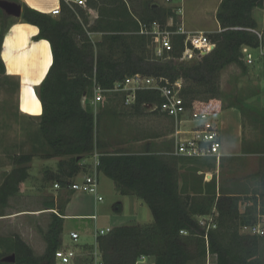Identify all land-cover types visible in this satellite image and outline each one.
Returning <instances> with one entry per match:
<instances>
[{
	"label": "trees",
	"instance_id": "16d2710c",
	"mask_svg": "<svg viewBox=\"0 0 264 264\" xmlns=\"http://www.w3.org/2000/svg\"><path fill=\"white\" fill-rule=\"evenodd\" d=\"M155 0H86L85 6L59 0V16L41 12L21 4L19 20L38 28L34 40L49 42L52 62L45 77L34 88L42 111L39 115L23 116L38 119L42 159L59 157L56 172L45 171V180L64 187L69 178L85 170L82 159L98 153L97 172L111 179L120 195H135L149 208L152 221L115 226L97 238L103 264H135L140 256L154 258L156 264H203L205 258V229L196 217L210 214L215 208L216 227L207 231L209 249L217 254V264H264L262 245L264 235L245 236L241 227L255 222L256 201L264 207V174L252 192L223 191L217 195L214 180L204 189L187 192L186 184L179 188L178 172L171 157L146 151L130 153L121 149L109 151L102 141L98 127L103 113H94L91 100L94 88L110 89L115 82L139 73L144 76L165 77L170 82L182 79V95L187 105L196 104L206 96L219 93L221 71L237 64L247 73L241 49H255L259 45L252 31L256 22L252 11L261 7L263 0H221L215 17L220 30L208 37L216 46L209 54L191 62L178 58L183 50L184 35H172V50L156 57L152 38L139 33L140 25L156 21L166 26L171 19L175 30L177 9L158 5ZM88 9L96 11L91 22ZM9 16L0 9V52L3 37L10 24ZM100 34L93 41L91 34ZM0 56V79H8ZM107 94V93H105ZM124 99V96H123ZM162 101L155 90L137 91L132 108L142 113V106ZM228 106H235L230 104ZM235 107L243 117L260 123L264 132V108L241 103ZM156 110H154L155 112ZM213 112L216 109H212ZM262 144V142H261ZM264 145V144H263ZM243 151H246L243 144ZM36 152H21L11 156V168L0 183V216L5 215L9 199L20 190L29 176V163ZM248 193H251L250 196ZM243 195L253 205L241 211ZM66 202V200H65ZM56 207L52 199L45 203L52 212L44 234L46 243L42 255H35L22 238L14 234L0 237V264H58L54 252L62 245L63 206ZM83 250L92 247L82 246ZM13 253V263L1 258ZM72 264H93L90 257Z\"/></svg>",
	"mask_w": 264,
	"mask_h": 264
},
{
	"label": "rangeland",
	"instance_id": "374dc122",
	"mask_svg": "<svg viewBox=\"0 0 264 264\" xmlns=\"http://www.w3.org/2000/svg\"><path fill=\"white\" fill-rule=\"evenodd\" d=\"M20 4L22 0H16ZM218 0H155L158 5L181 9L177 10L178 23L183 25L184 29L189 32L203 31L207 35L213 30V11ZM3 12V11H2ZM4 13V12H3ZM90 15V14H89ZM9 16V15H8ZM59 16V13L53 15ZM16 18L9 16L8 21H15ZM93 41L100 39V34H91ZM252 53V52H251ZM254 56V54L252 53ZM242 60L249 69L250 65L246 63L244 55ZM20 82L17 76H11L8 79H0V183L3 175L11 168V156L21 152H36L29 163V176L20 184L18 194L9 199V205L5 209V215L0 216V237H11L14 234L19 235L24 242L32 249L35 255H42L45 251L46 243L44 234L47 230L50 221L51 210L46 209L45 203L50 200L56 201V205L61 207L67 195L59 196V192H54L53 181L45 180V171L47 166L40 164L38 153L42 151L40 143L42 141L38 133V119L23 116L18 112V90ZM219 93L215 96H206L198 101L196 106L199 109L212 111L213 108L229 107L228 105L249 103L258 107L261 111L263 108L264 91L260 80L248 75L242 71V68L237 64H230L225 67L219 76L218 80ZM103 103L92 105L94 113H103L98 120L99 131L106 128V133L115 139H119L121 135L128 136L133 132V120H136L140 125L146 122L143 120V115H135L132 105L126 104L122 93H107ZM143 114L154 112L151 106H142ZM237 108V107H236ZM156 112V111H155ZM243 125L246 135L250 137L252 133H261L260 123H255L249 117H243ZM108 129V130H107ZM174 129V128H173ZM117 147H112L115 150ZM48 162L47 165L57 166L59 157ZM58 159V160H57ZM92 161V160H90ZM225 179V190L232 191H247L252 192L259 185L260 178L252 177L257 171H222ZM227 173V174H226ZM100 190L103 188L106 192L100 194L103 199L105 209L101 222L98 226L105 228L116 225L136 224V218L122 213H117L113 209V205L120 199L119 196L111 191L113 182L103 175H99ZM99 188V186H98ZM98 190V192L100 191ZM251 193H248L250 196ZM243 195V204L240 207L241 211L245 207L252 206L253 200ZM117 197V198H115ZM260 204L259 197L256 201L255 220ZM100 214V211H99ZM213 215L210 229L216 227L215 208L210 214L204 215L207 218ZM201 216L196 217L199 221ZM78 220H66V229L74 228ZM209 222V220H207ZM250 225L241 227L239 233L245 236H253L250 231ZM92 231L86 235H82L77 244L69 242L64 244L67 251L76 253L77 261L85 259L89 256V249L83 250L81 242H93ZM264 252V243L262 245ZM1 249V248H0ZM146 262H152L148 259Z\"/></svg>",
	"mask_w": 264,
	"mask_h": 264
},
{
	"label": "crops",
	"instance_id": "0c3cea01",
	"mask_svg": "<svg viewBox=\"0 0 264 264\" xmlns=\"http://www.w3.org/2000/svg\"><path fill=\"white\" fill-rule=\"evenodd\" d=\"M22 1L33 9L49 14L53 9L59 7V0ZM220 1L221 0L217 1V5L213 11V30L210 31V33L220 30L219 23L215 17ZM177 10L181 11L179 7ZM87 12L90 14L89 18L92 22L96 18L97 13L93 9H88ZM252 16L256 22V28L253 30L262 33L264 38V0L261 7L253 9ZM37 33L38 28L36 26L16 19L10 24L4 34L0 52L5 65L6 73L17 76L19 79L20 86L18 90V108L22 113L28 115H39L42 111L41 103L35 94L34 88L38 86L45 77V74L52 62L49 42L45 39L34 40L33 37ZM45 46L50 55V62L44 74L38 80L35 72H33L35 59L32 57V54H34L35 57L43 54ZM250 50L254 56L252 63L249 64L250 68H247V74L255 77L257 80H260L264 91V39L259 42L257 48ZM27 87H31L33 89L34 95L38 100L37 111H30L23 108L22 96L24 89ZM27 106L29 107V105ZM214 109H216L214 117L219 125L221 141L220 152L222 156L218 165H216L214 159L211 158H186L174 155V139L172 137L174 120L158 111L148 114H143L145 111H142V113L135 114L139 116L143 115V120L146 123L144 125H140L136 120H133V123L135 122L133 124V132L128 136L121 135L119 139H115V137L108 135L106 133L107 131H104L106 128H103L101 138L107 147L106 149L109 151L113 150L112 147H117L116 149H121L130 153H143L151 151L163 156L171 157L172 164L175 165L178 172L179 188H181L185 183L187 192L190 195H193L192 186L195 189H204L206 183L214 180L217 195H219V188L227 192L232 191L225 190L224 183L227 177H224L222 171H257L252 175V177L259 178L262 174H264V132L263 130H261V133L256 132L254 134L251 132L250 137H248L243 125L241 113L235 106ZM243 144L246 151H243ZM54 159L55 158L41 159L40 164L42 166H47L46 168H48L50 172H56L55 164L47 165L50 161L55 162L52 161ZM96 161H98L97 152L91 156L85 157L82 159V163L86 165L85 170L77 173L72 178H69L64 187L59 186L58 189H53L54 192H59L60 197H62L63 194L67 195L65 205L63 206L64 215L62 216L64 218L62 232L63 245L71 242L69 238V233L71 231L79 234V241L82 235H86L92 231L93 242H81V244L82 246L88 247H92L94 244V231L96 228H100L98 225L102 223L101 219L104 217L103 211L105 209V206L102 203L103 199L99 200L97 196H100V194L103 195L102 191L104 193L106 190L103 188L100 190L99 177L98 190L100 191L96 196L83 192H74L69 189L67 185L73 181H81L84 175L93 171ZM97 174L98 176L103 175L98 172ZM210 175L211 177L209 178ZM110 189L112 192L114 190L116 196L120 197V199H116L117 202L113 205V209L117 213L123 212L124 214H129L135 217L137 219L136 223H150L152 221L151 212L141 199L137 198L135 195H120L117 192L115 185L110 187ZM55 210L57 211V209ZM66 220L78 221H76L77 223L74 228L66 229ZM109 227L113 228L115 226ZM149 258L154 260L153 257L149 256Z\"/></svg>",
	"mask_w": 264,
	"mask_h": 264
},
{
	"label": "built area",
	"instance_id": "2783aa9c",
	"mask_svg": "<svg viewBox=\"0 0 264 264\" xmlns=\"http://www.w3.org/2000/svg\"><path fill=\"white\" fill-rule=\"evenodd\" d=\"M68 1L84 7L86 0ZM58 13L59 9H56L51 15ZM171 25V19L168 20L164 27L156 21L149 25H140L139 33L151 36L156 57L170 59L169 56L165 57L164 55L172 50L171 39L172 35L175 34L184 35L183 50L178 58L179 61L191 62L214 50L216 44L210 40L205 32H189L180 24L176 26L175 30H170L167 27ZM253 32L257 35L259 42L264 39L262 33L254 30ZM241 52L244 55L246 63L251 64L253 61L251 50L247 46H243ZM182 87L183 83L180 78L170 82L165 77L144 76L136 73L125 77L122 81L115 82L110 89L95 87L91 104L103 103L106 99L105 93H122L124 102L126 104H132L135 101L137 91L155 90L159 93L162 101L159 104H150L149 106L153 107V110L161 112L174 120V129L172 132L174 139L173 154L186 158H211L218 165L222 155L220 152L219 125L214 117L215 113L187 105L182 95ZM97 164L98 161L95 162L93 171L84 175L81 181L70 182L67 187L74 192H83L96 196L98 194ZM54 188L58 189L59 184L54 183ZM97 198L99 200L102 199L99 195ZM51 211L57 214L55 209H51ZM212 217L213 215H210L209 218L201 216L198 221L199 225L205 229V258L203 264H217V254L209 249L207 240V231L211 226H214L211 225ZM249 228L252 234L264 235V207H259L256 220ZM111 230V227L95 229L94 244L89 251V257L93 264H103L101 252L98 249L97 238L108 234ZM69 238L74 244L79 242V234L77 232L71 231ZM77 256L76 253L67 251L63 244L54 252V259L58 264H72L77 262ZM148 259L149 256H140L135 264H156L154 260L152 262H146Z\"/></svg>",
	"mask_w": 264,
	"mask_h": 264
},
{
	"label": "bare ground",
	"instance_id": "6f19581e",
	"mask_svg": "<svg viewBox=\"0 0 264 264\" xmlns=\"http://www.w3.org/2000/svg\"><path fill=\"white\" fill-rule=\"evenodd\" d=\"M56 9H59V7H57ZM56 9H53L51 13ZM32 57L35 59L34 61L35 67H33V72H35L37 79L39 80V78H41V76L44 74L50 62V55L48 53V49L45 46L43 54L37 57H35V55L32 54ZM22 104H23L24 109H27L30 111L38 110V100L36 99L34 95V91L31 87H27L26 89H24L23 96H22ZM27 105H29V107Z\"/></svg>",
	"mask_w": 264,
	"mask_h": 264
},
{
	"label": "water",
	"instance_id": "95a60500",
	"mask_svg": "<svg viewBox=\"0 0 264 264\" xmlns=\"http://www.w3.org/2000/svg\"><path fill=\"white\" fill-rule=\"evenodd\" d=\"M0 9L7 15L19 19L21 15V5L14 1L0 0ZM1 56V55H0ZM2 262L13 263L15 261V255L13 253L5 255L1 258Z\"/></svg>",
	"mask_w": 264,
	"mask_h": 264
},
{
	"label": "flooded vegetation",
	"instance_id": "af4514ba",
	"mask_svg": "<svg viewBox=\"0 0 264 264\" xmlns=\"http://www.w3.org/2000/svg\"><path fill=\"white\" fill-rule=\"evenodd\" d=\"M9 1H14V2H17L16 0H9ZM17 3H19V2H17ZM20 4V3H19ZM21 5V4H20Z\"/></svg>",
	"mask_w": 264,
	"mask_h": 264
}]
</instances>
